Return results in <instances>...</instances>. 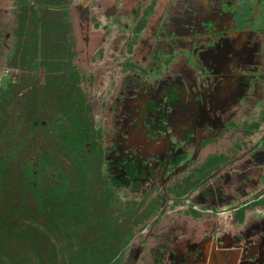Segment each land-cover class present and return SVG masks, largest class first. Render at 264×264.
Returning a JSON list of instances; mask_svg holds the SVG:
<instances>
[{"label": "flooded vegetation", "instance_id": "flooded-vegetation-1", "mask_svg": "<svg viewBox=\"0 0 264 264\" xmlns=\"http://www.w3.org/2000/svg\"><path fill=\"white\" fill-rule=\"evenodd\" d=\"M217 1L45 0L39 5L38 0H0V104L11 101L4 122L16 112L14 101L23 103L40 86L43 117L48 122L56 119L54 123L62 120L66 127L61 97L73 94L68 87L79 88V104L88 109L87 117L95 127L92 139L101 144L95 136L105 135L111 143L101 144L109 159V179L102 186H110L112 194L105 200L112 209L114 204L126 215L130 211L131 221L138 225L131 229L127 223L129 231L123 226L125 219L114 220L113 210L105 216L99 204L94 207L109 224L106 229L94 221L103 229L101 238L107 235L104 241L120 249L117 264H241L247 251L264 261V235L258 236L259 214L264 213V25H256L264 0H249L250 15H255L250 27L247 23L238 27L236 14L211 5ZM261 29L258 43L244 39L245 33ZM165 47L184 49L172 51L177 63L160 59ZM191 54L219 61V69L226 71L223 79L211 77L204 87L205 98L199 97L200 85L193 80L198 71L186 63ZM165 60L169 66L163 68ZM147 72L163 77L164 87H147L155 79L142 78ZM177 79L182 80L181 87ZM132 95L137 104L145 105L146 114L155 117L152 131L142 120L133 128L126 124L124 113ZM98 113L100 121L95 120ZM224 121L233 122L229 131L223 130ZM183 126L188 132L181 131ZM46 132L39 129L44 140L56 136ZM187 141L197 147L186 146ZM52 150L65 158L61 151ZM210 156H214L211 164H205ZM197 168L205 174L200 181ZM148 180L154 182L150 185ZM178 186L185 192H178ZM242 188L248 189L245 201ZM197 192L207 198L186 199ZM116 194L130 199L120 207ZM169 202L172 207L190 205L196 210L189 214L193 218L205 209L217 216L225 207L234 230L220 236L229 222L215 221L201 229L202 241L196 243L193 237L198 231L193 226L203 221L176 217L165 233L153 234L162 219L160 227L166 225ZM142 216L147 217L141 220ZM108 229L119 238L109 236ZM146 230L147 236L140 240V232ZM12 234L0 228V264H38L34 250L11 243ZM37 235L32 231V239ZM150 238L156 241L154 247ZM254 238L260 244L250 245ZM145 246L151 247L153 259L147 260ZM25 257L29 262H24Z\"/></svg>", "mask_w": 264, "mask_h": 264}, {"label": "trees", "instance_id": "trees-1", "mask_svg": "<svg viewBox=\"0 0 264 264\" xmlns=\"http://www.w3.org/2000/svg\"><path fill=\"white\" fill-rule=\"evenodd\" d=\"M38 1L39 5H44L45 0ZM168 64L165 60L163 68ZM159 79L155 78L147 87H164V78L161 81ZM68 88V93L73 94H68L67 98L61 97L68 120L66 127L62 120L54 123L56 119L48 122L43 117L40 99L44 97V93H41L40 86L30 91L23 103L14 101L16 112H13L11 121L4 122L9 118L7 107L11 105V101L5 102V105L0 104V123L3 122L0 124V148H3L0 151V228L4 232L14 233L9 237L13 245L34 250L38 264H45L46 261L49 264H117L120 249L112 241H104L107 235L101 238L103 229L99 230L94 224V221H99L100 227L105 224V228H109L107 220L102 218L103 213L97 214L94 211V207L100 205L99 200L112 197L110 186H102L109 179L106 148L92 139L95 127L87 117L88 109H85L83 103L79 104V88ZM169 88L170 86L167 87L168 91ZM168 97L169 95L164 99ZM135 101V96L132 95L130 107L124 113L126 124L129 123L133 128L142 120L152 131L155 117L146 114L145 105H139ZM126 124H123L124 128ZM222 124L223 130L229 131L233 122L224 121ZM41 128L47 130L45 134L56 133V136L49 141L44 140L39 134ZM180 129L188 132V128L184 126ZM57 133L60 134L59 137ZM186 146L197 147L195 142H188ZM52 147L61 151L66 159L60 160ZM213 157L206 158L205 164L212 162ZM147 159L159 160L153 156H147ZM114 164L118 166L116 162ZM195 171L200 181L205 176L203 169L197 168ZM177 191L185 192L181 186H178ZM259 217H262L259 220L262 230L258 236L263 237L264 213L259 214ZM32 231L35 235L38 234L34 239L31 237ZM106 233L119 238L110 229ZM254 239L251 241L255 242L250 245L260 244L261 240ZM247 252L244 253L241 264L264 263L255 254L249 255ZM24 262H29V259L25 257Z\"/></svg>", "mask_w": 264, "mask_h": 264}, {"label": "rangeland", "instance_id": "rangeland-1", "mask_svg": "<svg viewBox=\"0 0 264 264\" xmlns=\"http://www.w3.org/2000/svg\"><path fill=\"white\" fill-rule=\"evenodd\" d=\"M217 2H218L217 5L211 2V5L217 6V8L219 10H222V11H225V12H232L233 14H236L235 17H234V21L236 22L238 27H244V25L246 23L249 24V27L251 26L250 21H252L255 18V15H254V17L252 15H250L251 9L249 8V4H250L249 0H233V1L218 0ZM262 8H264V6L259 8V10H258L259 11L258 13H260V16L256 17V22H257L256 25H258L260 23L262 25H264V17L262 16V13L264 14V9H262ZM185 10L190 12L192 17L194 16L192 11L188 10L187 8H185ZM149 13H151V12H149ZM263 32H264V30H263ZM263 32H262V29L261 30H256V31H254L251 34L250 33H245V35H243V37H244L245 40L246 39H250L248 41L257 42L258 43V37L256 38V35L261 36V34ZM175 45H177V44H175ZM167 46H168V43H167ZM174 50L183 52L184 49L182 47H180V49L179 48L176 49L174 47ZM174 50H170V49H167V48H166L165 51L162 50L160 52V54H159V56H161L160 59L161 58H166V59H169V61L171 63H173V64L177 63V61H179V60L175 56V54L172 52ZM186 63L190 67H192V68H194V69H196L198 71L197 72V78L193 79V80L200 85L199 97H202V98L206 97V95L203 94L205 92L204 87H206L207 83L211 80V77L214 76L216 78H222L223 79V77L225 75L224 72L226 73V71H222V70L219 69L220 66H221L219 61H214V60L212 61V59L208 58L207 56H206V61H204L203 58L193 57V55L191 54V58L186 59ZM225 64H227V63H225ZM151 71H153V69H151ZM159 71H161V70H159ZM147 73L148 74H142L143 75L142 78H144V76H150L152 78H160L159 81H161L162 78H163L160 75H156V74H153L151 72H147ZM177 81H178V83H177L178 86L181 87L182 80L181 79H177ZM99 84H100V82H99ZM154 84H156V83H154ZM105 87H107V86L105 85ZM228 94L230 95V93H228ZM227 97H229V96H227ZM233 98H234V96H233ZM98 108H99V106L96 105L95 110L98 109ZM96 111H98V110H96ZM96 114H97V112H96ZM101 118H102V114L98 113V115L95 117V120L96 121H100ZM95 139L98 140L101 144H103V146H107V145L111 144V143L108 142V138H106L105 135L102 136V137H96L95 136ZM37 142H39V141H37ZM2 149L3 148H0V151ZM57 156H59V155H57ZM59 159L61 160L62 156H59ZM65 163H66V161H64V164ZM68 170L70 171L69 168H68ZM153 182H154L153 180H148V183L150 185ZM150 185H147V187H146L147 191L149 190V186ZM246 187L250 188V186H246ZM247 188L246 189L242 188L243 192H242L241 198L244 199V201H245V199L248 196L247 195L248 194V189ZM202 194H203V192H197V193L193 194V196H190V197H188L186 199H189V200L198 199V198H200V196L203 198ZM206 198L207 197L204 196L203 199L205 200ZM115 199L118 200L117 204L120 205V207H123L125 202L129 201L130 197L129 196H123L122 197L121 195L119 196L118 194H116ZM186 199H185V201H186ZM108 203L109 202L106 201L103 198H102V201L100 202L101 210L103 211V213H105V216H107V214L113 210L112 215L114 216V218L116 216V218L114 220L118 221V220H121L122 218L125 219V221L123 222L124 223L123 226H125L126 228H128L127 223L130 224L131 229L133 228V226L137 225V222L134 225V222L131 221V215H128L130 213V211L126 215L125 214V210H119L114 204H112V206H114L113 209H112L108 205ZM169 203H171V206H170L171 209L169 210V212H167L165 214V216L168 214L165 217V220L167 221L166 225H164L165 228L164 227H160L163 224V219H162L160 224L154 226V230H152L153 234L154 233H161V234L165 233L167 227L171 224V221L172 220L174 221L175 219H177L176 217H178V218H180L182 220H187V218H190V219L192 218L196 222L203 221L202 223H199L197 226H193L194 227L193 229H195V230L197 229V231H198L195 234V237H193V239H194V241L196 243H199V242L202 241V232L203 231H201V229H204V228L206 229V227H209V225H211V223H214L215 221L217 222V221L226 219L229 222V224L226 225V227L221 232V234H219L220 236L230 235L231 232L234 230L232 228V223L229 221L230 220L229 214H228L227 211H225V207L220 208V212H219V214H217V216L212 211H210L208 209H205V211L203 213L198 211L195 214V215H198V217L193 218L192 215H189V214H191V211L193 210L192 208L189 207L190 205L187 206L186 204H181V205H176V206L172 207V205H173L172 202H169ZM126 204H129V202H127ZM187 204H190V203H187ZM193 211L196 212V210H193ZM146 213L148 214L147 211H146ZM171 214H173V216ZM146 217L142 216L141 220L145 219ZM193 220L190 223H194ZM157 227H160V228H158V230H157ZM128 230L131 231L129 228H128ZM147 231L148 230H146L145 232L144 231L140 232V234H139L140 240H144V237L147 236V234H146ZM136 239L137 238L135 237L133 240H136ZM254 240H256V239H254ZM149 243L151 244L150 245L151 247H154L156 245L155 244L156 241H152L151 238L149 240ZM62 246L64 247L63 243H62ZM150 246H145V250H146L145 253L147 255V260L149 258L153 259L152 255H151V247ZM168 246L169 245H167V247ZM204 248L208 249V241H206L204 243ZM162 259L165 261L166 260V256H164ZM150 264H151V262H150Z\"/></svg>", "mask_w": 264, "mask_h": 264}]
</instances>
